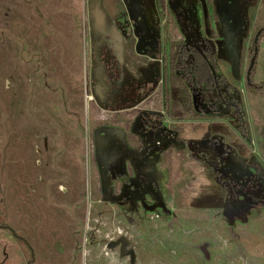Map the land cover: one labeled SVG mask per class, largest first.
I'll list each match as a JSON object with an SVG mask.
<instances>
[{
    "label": "rangeland",
    "instance_id": "1",
    "mask_svg": "<svg viewBox=\"0 0 264 264\" xmlns=\"http://www.w3.org/2000/svg\"><path fill=\"white\" fill-rule=\"evenodd\" d=\"M263 83L264 0H0V264H264Z\"/></svg>",
    "mask_w": 264,
    "mask_h": 264
},
{
    "label": "trees",
    "instance_id": "2",
    "mask_svg": "<svg viewBox=\"0 0 264 264\" xmlns=\"http://www.w3.org/2000/svg\"><path fill=\"white\" fill-rule=\"evenodd\" d=\"M189 52L192 54V66L194 72V79L199 83L207 82L211 80L213 77L212 69L217 70L216 62L214 55L211 50L200 51L194 47L183 48L179 53V63L177 65L178 68L184 70L185 76L190 80V70L189 66L185 62V58H187ZM210 78V80L208 79ZM222 77L219 76L218 79ZM260 88H264V83L259 85Z\"/></svg>",
    "mask_w": 264,
    "mask_h": 264
},
{
    "label": "flooded vegetation",
    "instance_id": "3",
    "mask_svg": "<svg viewBox=\"0 0 264 264\" xmlns=\"http://www.w3.org/2000/svg\"><path fill=\"white\" fill-rule=\"evenodd\" d=\"M0 226H2V225H0ZM9 228V227H8ZM14 233V232H13ZM15 234V233H14ZM16 235V234H15ZM16 236H18L19 238H21V239H24L23 237H21V236H19V235H16ZM28 264H30V263H28Z\"/></svg>",
    "mask_w": 264,
    "mask_h": 264
},
{
    "label": "water",
    "instance_id": "4",
    "mask_svg": "<svg viewBox=\"0 0 264 264\" xmlns=\"http://www.w3.org/2000/svg\"><path fill=\"white\" fill-rule=\"evenodd\" d=\"M250 72V71H249Z\"/></svg>",
    "mask_w": 264,
    "mask_h": 264
}]
</instances>
